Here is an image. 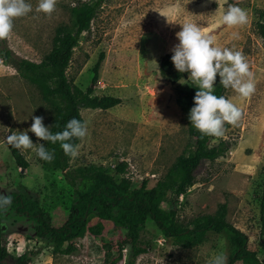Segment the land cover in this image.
Here are the masks:
<instances>
[{
    "label": "rangeland",
    "instance_id": "374dc122",
    "mask_svg": "<svg viewBox=\"0 0 264 264\" xmlns=\"http://www.w3.org/2000/svg\"><path fill=\"white\" fill-rule=\"evenodd\" d=\"M79 1L57 0L49 16L37 12L38 0H27L32 12L14 20L6 45L19 57L38 62L45 58L55 29L72 25L70 7ZM246 10L248 22L229 28L221 23L228 5ZM264 21V0H103L72 48L65 70L72 86L84 90L90 83L92 66L98 53L104 57L97 70L92 95H112L120 103L107 109L80 107L88 134L78 140L79 155L69 159V169L99 167L112 171L124 162L123 176L133 186L142 180L152 185L161 179L177 155L190 144L186 122L174 101L176 84L165 82L157 70L159 56L179 43L176 33L183 23L192 22L214 46L241 51L254 74L255 92L240 98L231 88L223 96L241 109V118L225 124L222 137H213L209 145L222 141L212 160H204L194 174V183L179 196L177 219L186 224L201 214L219 210L225 203V219L247 237V248L264 260V204L260 209L264 177V39L255 23ZM236 33L237 35H233ZM219 77V76H217ZM185 85L184 80L178 83ZM53 110L35 85L20 77L0 61V194L14 192L22 183L37 198L49 226L57 227L66 218L71 203V186L62 174L37 161L34 149L20 150L28 161L22 176L18 174L6 147L12 132L27 131L33 116L43 117L50 126ZM33 143H43L31 132ZM96 222L89 217L87 225ZM98 235L87 230L71 240L76 250L70 254L52 253L43 239L34 236L33 225L22 214L7 211L1 218L6 251L17 256L29 253L28 264H209L211 258L230 252L229 234L206 232L199 244L182 247L164 238L150 219L140 229L147 243L145 252L133 260L129 247L119 242L125 229L110 221H101ZM0 264H13L5 259ZM234 264H241L236 261Z\"/></svg>",
    "mask_w": 264,
    "mask_h": 264
},
{
    "label": "trees",
    "instance_id": "16d2710c",
    "mask_svg": "<svg viewBox=\"0 0 264 264\" xmlns=\"http://www.w3.org/2000/svg\"><path fill=\"white\" fill-rule=\"evenodd\" d=\"M103 0L79 1L70 7L72 25H59L52 37L50 49L45 58L38 62L16 55L5 40H0V61L10 65L17 74L37 87L44 100L52 107L50 131L55 134L64 129L72 118L82 120L80 107L107 109L118 103L120 98L112 95H92V86L97 79V70L104 54L98 53L92 66L90 83L84 90L72 86L67 80L65 70L69 64L72 48L76 45L81 33L88 29L91 19ZM256 32L264 39V21L255 23ZM172 51L159 56L157 70L165 82L176 84L174 101L186 122L189 134V146L169 166L161 179L152 185L142 180L133 186L128 177L123 176L125 163L117 162L112 171L99 167L69 169L70 157L66 156L59 143L44 142L47 149L55 150L52 162L37 161L52 170L59 171L64 180L71 186V203L65 221L57 226H49L37 198L32 196L22 184L16 185L17 190L4 195L12 197L8 210L22 214L32 222L34 236L43 239L51 247L52 253L70 254L76 250L71 242L85 230L98 235L102 227L101 221H110L115 227L125 229L124 238L118 243L119 249L127 245L129 258L133 260L138 254L146 251L147 243L140 238V229L146 219H150L161 235L172 244L188 247L202 242L206 232L219 233L226 231L230 252L227 264L239 261L241 264H264L247 248L246 235L225 219V203L219 204V210L210 214H201L182 224L177 219L179 196L194 183V174L204 160H212L217 155L218 146L225 148L222 141L217 145H209L213 136H203L191 125L188 118L194 106V96L198 88L189 79L188 73L178 72L172 61ZM185 81L184 86L177 83ZM225 88L217 77L214 94L223 96ZM78 140H73L76 144ZM11 158L18 168L19 176L28 166V161L17 150L6 143ZM264 204V177L262 179V195L260 209ZM0 210V221L4 215ZM89 217L96 222L87 225ZM5 238L0 227V263L10 259L13 264H28L29 253L12 256L6 251ZM106 264H114L109 261Z\"/></svg>",
    "mask_w": 264,
    "mask_h": 264
},
{
    "label": "clouds",
    "instance_id": "9594fccd",
    "mask_svg": "<svg viewBox=\"0 0 264 264\" xmlns=\"http://www.w3.org/2000/svg\"><path fill=\"white\" fill-rule=\"evenodd\" d=\"M56 4L57 0H38L36 11L50 16ZM32 10L27 0H0V40L9 37L15 19L28 15ZM247 22L246 10L237 4L228 5L221 14V23L229 28L243 26ZM181 25L182 30L176 33L179 43L172 49L171 61L178 72L188 73L189 79L198 88L188 118L202 137H222L225 124L235 126L242 113L230 99L214 94L217 76L225 89L231 88L243 99L250 97L256 90L254 74L241 51L214 46L213 37L205 35L196 23ZM28 132L40 141L54 145L59 143L64 154L74 159L79 155V145L72 141L83 140L88 134V126L87 122L72 118L62 131L53 134L44 125L43 117L33 116L27 131L12 132L6 137L9 146L17 150L34 149L41 160L50 163L55 158V150L50 151L44 143H33ZM11 204L10 195L0 194V210L7 212ZM209 264H227V257L223 252L217 253Z\"/></svg>",
    "mask_w": 264,
    "mask_h": 264
}]
</instances>
